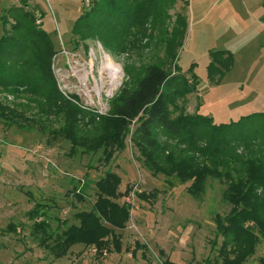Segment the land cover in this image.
Returning a JSON list of instances; mask_svg holds the SVG:
<instances>
[{"label":"rangeland","instance_id":"374dc122","mask_svg":"<svg viewBox=\"0 0 264 264\" xmlns=\"http://www.w3.org/2000/svg\"><path fill=\"white\" fill-rule=\"evenodd\" d=\"M11 6L35 15V25L54 44L52 73L59 91L65 97L72 96L84 110L107 116L121 88H136L144 69L158 64L172 76H178V69L189 81L196 77L201 84L199 90L177 98L176 106L170 108L173 116L191 114L195 109L219 125L264 113L262 0L168 1L163 7L168 17L164 26L171 29L176 15L186 21L175 61L170 65L161 63L164 49L158 43V31L141 44L146 43V48L120 54H109L94 39L78 40L75 45L71 30L89 8V0H0V38L4 11ZM211 51H227L232 57L230 69L214 81L207 70ZM4 97L13 101L0 93V100ZM43 122L44 132L0 123V264H159L164 259L176 264H212L218 258L222 238L216 237L214 216L230 210L222 199L223 185L218 180L209 179L205 193L197 200L186 191L189 183L180 184L146 170L130 134L126 148L104 164L99 160L100 152L79 151L69 156V143L53 139L47 131L59 127V122L51 118ZM136 124V120L131 123L130 133ZM106 171L120 177V193L137 185L140 193L150 195L146 201L133 199L130 219L118 231L121 252L98 257L76 245L64 257L54 258L40 245L43 235L34 233V219L30 220L27 213L36 204L43 206L51 230L60 233L64 229L60 222L76 224V213L92 209L95 182ZM74 193L82 195L83 200ZM125 196L118 200L120 204ZM10 225L15 231H10ZM260 259H264L263 240L244 264H260Z\"/></svg>","mask_w":264,"mask_h":264},{"label":"trees","instance_id":"16d2710c","mask_svg":"<svg viewBox=\"0 0 264 264\" xmlns=\"http://www.w3.org/2000/svg\"><path fill=\"white\" fill-rule=\"evenodd\" d=\"M168 1L89 0V8L73 24L71 40L78 45V40L94 39L109 54H120L146 48V43L141 44L158 31V43L164 49L161 63L170 65L175 61L186 21L176 15L171 29L164 26L168 17L163 7ZM7 16L13 21H8ZM36 20L31 11L22 7L11 6L4 11L0 93L11 96L13 101L6 97L0 100V123L9 128L44 132L43 121L57 120L59 127L47 131L53 139L69 143V156L79 151L100 152L99 160L104 164L111 161L115 152L126 148L130 134L146 170L174 178L180 184L189 183L186 191L197 200L205 193L209 179L218 180L223 185L222 199L230 210L214 216L216 237L222 241L218 258L212 264H244L259 242L264 241V113L219 125L196 112L173 116L170 108L176 106L177 98L197 91L199 82L196 77L189 81L176 66L178 76H172L155 64L144 69L145 75L136 88H121L107 116L96 115L59 91L52 73L54 44L35 25ZM210 58L207 70L211 81L232 66L227 51H211ZM134 120L137 124L130 133ZM88 128L93 133L89 134ZM120 183L116 173L106 171L95 182L92 209L76 213V224L60 222L64 226L60 233L51 230L43 206L36 204L27 215L34 219V233L43 235L40 245L58 259L76 245L96 248L98 257H103V250L120 253L118 231L125 228L131 211L130 205L118 202L129 192L120 193ZM74 196L83 200L80 194ZM136 197L146 201L150 195L141 192ZM9 229L15 231L13 225ZM259 261L264 264V259ZM159 264L176 263L164 259Z\"/></svg>","mask_w":264,"mask_h":264},{"label":"built area","instance_id":"2783aa9c","mask_svg":"<svg viewBox=\"0 0 264 264\" xmlns=\"http://www.w3.org/2000/svg\"><path fill=\"white\" fill-rule=\"evenodd\" d=\"M181 1L184 3L190 2V0H181ZM37 22H40V21L38 20ZM137 193H140V190L138 189V186L135 185L129 190L128 194L125 196V202L124 203L127 205H130L131 209L133 206V199L136 197ZM87 250L91 253V255H97V249L96 248L88 247ZM107 254H108V252L106 250L102 251L103 257L107 256Z\"/></svg>","mask_w":264,"mask_h":264},{"label":"crops","instance_id":"0c3cea01","mask_svg":"<svg viewBox=\"0 0 264 264\" xmlns=\"http://www.w3.org/2000/svg\"><path fill=\"white\" fill-rule=\"evenodd\" d=\"M193 6H194V1L192 2V5H191V8H193ZM200 82H199V84L197 85V90H199V88H200ZM196 108V107H195ZM193 113H195V109H194V111L191 113V114H193Z\"/></svg>","mask_w":264,"mask_h":264}]
</instances>
